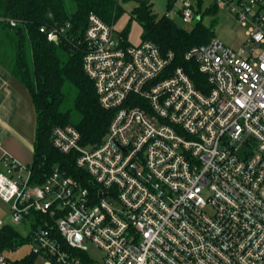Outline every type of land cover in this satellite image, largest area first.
<instances>
[{"label": "built area", "instance_id": "built-area-1", "mask_svg": "<svg viewBox=\"0 0 264 264\" xmlns=\"http://www.w3.org/2000/svg\"><path fill=\"white\" fill-rule=\"evenodd\" d=\"M216 2L237 14L249 40L238 51L216 38L190 48L184 57L198 82L174 66L173 52L152 41L126 46L114 26L89 16L79 40L83 67L113 117L92 147L71 125L51 135L56 150L74 155L86 185L58 167L34 184L30 164L7 151L0 158V198L12 204V220L40 216L28 237L33 257L264 264V0ZM171 8L187 25L196 20L194 0ZM71 27L40 31L57 43ZM90 244L100 261L89 256ZM8 253L0 250V264H26Z\"/></svg>", "mask_w": 264, "mask_h": 264}, {"label": "trees", "instance_id": "trees-1", "mask_svg": "<svg viewBox=\"0 0 264 264\" xmlns=\"http://www.w3.org/2000/svg\"><path fill=\"white\" fill-rule=\"evenodd\" d=\"M173 1L169 0L170 8ZM137 3L133 14L143 25V41L155 42L163 53L173 52L175 67H184L196 82L203 79L195 64L186 61L184 55L194 46L208 44L212 29L198 23L187 30L173 17L159 19L150 0ZM120 8L118 0H0V65L27 88L37 114L35 157L31 165L34 184L43 183L58 167L86 185L74 155L56 150L51 135L55 127L71 125L81 133L82 145L91 147L106 135L113 111L100 104L95 85L83 67L84 48L79 40L91 14L113 26ZM11 20L17 21L15 27L10 25ZM66 22H71L72 27L57 43L40 31L42 26L51 28ZM120 37L124 45H131L124 33ZM28 240L9 224L0 227L1 251H18ZM33 259L27 258L26 264H33Z\"/></svg>", "mask_w": 264, "mask_h": 264}, {"label": "rangeland", "instance_id": "rangeland-1", "mask_svg": "<svg viewBox=\"0 0 264 264\" xmlns=\"http://www.w3.org/2000/svg\"><path fill=\"white\" fill-rule=\"evenodd\" d=\"M150 1L153 3V12L159 19L164 18L167 13H170L171 15L174 13V9L169 6V0ZM118 2L121 7V13L113 25L116 35L118 34L120 36V34L124 33L129 43L137 46L142 43V35L144 32L142 23L137 20L133 14V10L138 4L137 0H118ZM235 3L237 5V1ZM194 4L197 14L196 20L192 24L187 25L173 14V19L178 25L187 30H191L198 23H201L203 26L212 29V39L216 38L217 40L222 41L235 51H238L244 44L248 43L249 37L247 35V27L241 24L237 14L233 12L230 7L221 8L218 6L216 0H194ZM4 47L5 46L2 48ZM27 57L29 63H31V54L28 53ZM15 79L19 82L18 77L15 76ZM23 89L27 91L25 93L28 95V98H30L28 90L24 87ZM34 110L36 111L35 105ZM11 205L12 204L4 202L0 198V224H9L20 235H22L23 238H28L35 230V224L37 221L36 217L32 215V217L28 218V220L23 223H15L11 218ZM89 248V256L96 261H100L103 257L102 251L92 244L89 245ZM8 254L13 260L22 262L27 258L33 257L32 244L26 242L18 249V251H10ZM33 258L35 264H44L42 258Z\"/></svg>", "mask_w": 264, "mask_h": 264}, {"label": "crops", "instance_id": "crops-1", "mask_svg": "<svg viewBox=\"0 0 264 264\" xmlns=\"http://www.w3.org/2000/svg\"><path fill=\"white\" fill-rule=\"evenodd\" d=\"M22 86L27 90L9 69L0 65V158L7 151L22 163L32 165L37 114L29 91L30 98Z\"/></svg>", "mask_w": 264, "mask_h": 264}]
</instances>
